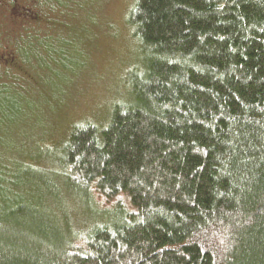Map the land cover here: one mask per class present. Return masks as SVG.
Here are the masks:
<instances>
[{
	"label": "trees",
	"instance_id": "16d2710c",
	"mask_svg": "<svg viewBox=\"0 0 264 264\" xmlns=\"http://www.w3.org/2000/svg\"><path fill=\"white\" fill-rule=\"evenodd\" d=\"M82 2H2L31 20L0 22V264H264V0H134L120 99L21 150Z\"/></svg>",
	"mask_w": 264,
	"mask_h": 264
},
{
	"label": "rangeland",
	"instance_id": "374dc122",
	"mask_svg": "<svg viewBox=\"0 0 264 264\" xmlns=\"http://www.w3.org/2000/svg\"><path fill=\"white\" fill-rule=\"evenodd\" d=\"M82 1L86 12L82 8L77 11L75 21L66 17L75 31L49 40L77 48L78 53H73L75 66L58 67L52 63L45 73L46 80L29 94H21L22 100L30 102L24 105L28 116L21 124V150L44 137L43 142L55 151L73 123L101 117L120 99L126 74L138 59V48L127 24L134 0ZM2 2L0 22L11 32L19 30L30 18L5 9ZM16 60L12 49H0V66H12L27 75Z\"/></svg>",
	"mask_w": 264,
	"mask_h": 264
}]
</instances>
